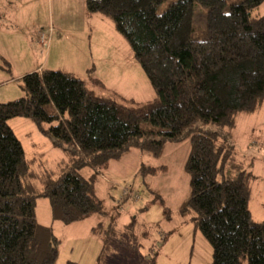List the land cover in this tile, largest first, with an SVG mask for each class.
Listing matches in <instances>:
<instances>
[{
  "label": "trees",
  "instance_id": "16d2710c",
  "mask_svg": "<svg viewBox=\"0 0 264 264\" xmlns=\"http://www.w3.org/2000/svg\"><path fill=\"white\" fill-rule=\"evenodd\" d=\"M162 2L86 0L87 10L110 18L127 41L159 94L154 101L130 107L97 94L77 74L44 69L21 78L25 95L0 102V264L57 261L62 240L39 222L40 197L65 224L102 217L108 210L98 183L112 160L133 148L157 156L168 142L187 139L191 195L181 212L211 245L210 264H264V220L256 221L250 208L255 175L231 140L239 115L264 105V16H251L264 0H174L159 13ZM196 3L207 8L202 39ZM88 79L101 83L91 73ZM16 117L36 121L71 156L41 187L10 124ZM87 166L94 171L86 173Z\"/></svg>",
  "mask_w": 264,
  "mask_h": 264
},
{
  "label": "rangeland",
  "instance_id": "374dc122",
  "mask_svg": "<svg viewBox=\"0 0 264 264\" xmlns=\"http://www.w3.org/2000/svg\"><path fill=\"white\" fill-rule=\"evenodd\" d=\"M171 1L174 0H163L157 11L163 12ZM11 2L7 4L21 11L17 15L7 12L8 19L0 21V26L6 28L1 30L8 32L0 34L4 43L1 51L7 56L0 61L2 66L12 68L14 74L25 73L26 64L42 70L72 72L86 79L97 94L114 95L119 103L130 107L159 97L114 22L100 13H90L86 0ZM194 12L197 37L202 39L207 26V8L196 3ZM251 16H264V2L252 10ZM40 33L41 36L44 33L45 39L38 38ZM6 44L15 46L16 52L27 51L31 46L32 53L14 54ZM90 73L101 83L90 81ZM9 86L12 89L0 87L3 102L26 94L17 85ZM10 124L31 160L36 185L43 186L46 178L56 179L68 166L70 154L43 135L33 119L16 117ZM203 127L216 126L205 124ZM231 140L236 144L238 159L255 175L250 208L253 218L262 221L264 105L253 114L239 115ZM190 151L191 142L187 139L178 144L168 142L157 156L133 148L112 160L98 183V195L105 199L108 210L102 217L92 215L86 220L65 224L53 219L49 199L40 197L37 200L39 222L52 226L62 240L55 264H210L211 245L190 216L181 212V206L191 195L190 176L184 169ZM84 171L90 174L94 169L87 166ZM101 220L105 225L94 233L91 228Z\"/></svg>",
  "mask_w": 264,
  "mask_h": 264
},
{
  "label": "crops",
  "instance_id": "0c3cea01",
  "mask_svg": "<svg viewBox=\"0 0 264 264\" xmlns=\"http://www.w3.org/2000/svg\"><path fill=\"white\" fill-rule=\"evenodd\" d=\"M12 0H7V1H5V0H0V21L1 20H4L5 18H6V16H7V12H12V13H14L15 15H17V12L18 13H20V9L18 8V9H13L11 6H9V4H7L8 2L10 3ZM22 2V1H21ZM12 3V2H11ZM6 19H8V18H6ZM1 29H6V28H4V27H1L0 26V34H5V33H8V32H6L5 30H1ZM44 30V29H43ZM43 32H47V30H44ZM40 35H41V33H40ZM40 35H39V37L38 38H40ZM46 35V34H45ZM3 42V40H2V37H0V58L2 57V59H7V56H5L3 53H2V51L1 50H3L2 48H3V45H4V43H2ZM31 44V43H30ZM29 44V45H30ZM6 46L7 47H11V49H12V53H14V54H18V55H20V56H22V55H28L29 53H30V51H31V46H32V44H31V46L30 47H28V49H27V51H25V50H23V51H20V52H16V49H15V46H9V45H7L6 44ZM29 51V52H28ZM27 53V54H26ZM32 53V52H31ZM30 53V54H31ZM1 62H3V61H0V87L1 88H3V87H6V89L8 88V87H10L9 85H17V87L19 88V89H21V87H20V81H21V78L24 76V75H26V74H28V73H30V72H34V71H42V68H40V67H37L36 65H34L33 64V67H31V66H29L28 64H26V66H25V68H26V70L27 71H25V73H20V74H14V72H13V69L12 68H6V67H4V66H2V64H1ZM19 69H20V67H19ZM18 69V70H19ZM9 90L10 89H12V88H8ZM22 90V89H21ZM23 91V90H22ZM19 93V92H18ZM0 102H3V100H0ZM91 229H93V227L91 228Z\"/></svg>",
  "mask_w": 264,
  "mask_h": 264
},
{
  "label": "built area",
  "instance_id": "2783aa9c",
  "mask_svg": "<svg viewBox=\"0 0 264 264\" xmlns=\"http://www.w3.org/2000/svg\"><path fill=\"white\" fill-rule=\"evenodd\" d=\"M16 1L21 2V1H23V0H16ZM44 33H45V32H44ZM44 33H43V36L40 35V38L45 39ZM125 194H128V190H125Z\"/></svg>",
  "mask_w": 264,
  "mask_h": 264
}]
</instances>
